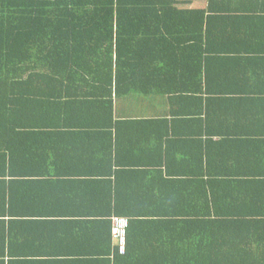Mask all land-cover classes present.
I'll return each mask as SVG.
<instances>
[{
    "label": "trees",
    "instance_id": "16d2710c",
    "mask_svg": "<svg viewBox=\"0 0 264 264\" xmlns=\"http://www.w3.org/2000/svg\"><path fill=\"white\" fill-rule=\"evenodd\" d=\"M261 79L264 0H0V165L48 163L30 143L46 132L36 119L71 114L69 101L94 116H112L115 96L160 104L164 117L119 123L136 130L120 163L181 170L169 184L154 170L119 188L114 214L130 225L114 264H264L254 246L264 242V146L252 136L249 150L225 146L242 142L232 121L264 116V105L254 107L264 91H246ZM195 142L214 157L196 155ZM229 162L248 172L221 171ZM209 189L227 198L211 205L201 194ZM153 240L162 247L146 250Z\"/></svg>",
    "mask_w": 264,
    "mask_h": 264
},
{
    "label": "crops",
    "instance_id": "0c3cea01",
    "mask_svg": "<svg viewBox=\"0 0 264 264\" xmlns=\"http://www.w3.org/2000/svg\"><path fill=\"white\" fill-rule=\"evenodd\" d=\"M255 85L256 89L247 88L246 91H264V79ZM259 95L254 107L264 105V93ZM127 98L114 97L115 109L112 116L85 115L78 109L79 105L83 106L82 102H67L71 114L41 116L36 119L46 132L33 134V142L30 143L35 150L48 156V163L0 165V253L6 255V264L11 259L16 264H114L115 252L124 254L117 250L118 245L112 236L114 207L121 202L119 188L132 185L135 182L134 176L154 170L162 171L168 180L165 184H169V180L178 177L176 173L181 170V165L129 163L125 166L120 163L124 157L127 160L131 153V149L126 148L125 144L135 137V128L129 124L120 126L119 123L164 117L165 109L157 103ZM232 122L241 125L233 127L235 135L242 132L238 136L242 142L237 143L236 139L231 144H225L226 148L231 146L233 150L240 152L237 148L243 145L249 150L250 136L262 141L264 146L263 115L243 116ZM146 128L148 126L140 125L141 130ZM148 131L145 132V139L153 143L157 138ZM234 131L231 128V132ZM185 134L188 135L179 133L177 137H184ZM235 135L228 138L235 139ZM212 138L216 141L220 139L218 135ZM204 139H208L207 135ZM207 146V142L204 145L195 142L190 150H194L197 155L199 152H207ZM207 153L214 157L213 146ZM205 162L204 168L207 167ZM224 165L221 171L230 170L234 178L249 169L247 165L234 166L231 162ZM194 168L201 169L200 165ZM148 179H145L146 184ZM244 182L247 184V191L251 186L248 183L250 180L242 181ZM224 184L231 185L228 182ZM217 186L219 187L216 184L215 188ZM200 187L202 188L201 185L198 186ZM226 191L214 189L212 192L209 189L201 194L204 197L205 194L209 195L210 204L215 205L221 197L227 198ZM263 193L264 190L261 191V196ZM124 199L128 201L129 195H124ZM261 200L257 201L258 204L264 203ZM145 232L150 236L157 235L154 230L147 229ZM151 242L145 243L146 250L162 247L156 240ZM230 245L228 240L225 247L229 248ZM254 246L257 252H264V242H256Z\"/></svg>",
    "mask_w": 264,
    "mask_h": 264
},
{
    "label": "built area",
    "instance_id": "2783aa9c",
    "mask_svg": "<svg viewBox=\"0 0 264 264\" xmlns=\"http://www.w3.org/2000/svg\"><path fill=\"white\" fill-rule=\"evenodd\" d=\"M129 225L130 219L126 216L115 215L112 218V235L122 253L126 252Z\"/></svg>",
    "mask_w": 264,
    "mask_h": 264
}]
</instances>
